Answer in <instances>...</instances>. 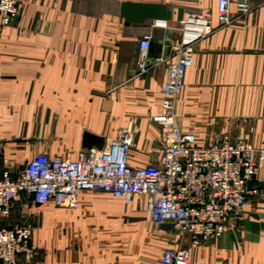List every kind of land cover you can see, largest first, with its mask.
Masks as SVG:
<instances>
[{
  "label": "crops",
  "instance_id": "obj_1",
  "mask_svg": "<svg viewBox=\"0 0 264 264\" xmlns=\"http://www.w3.org/2000/svg\"><path fill=\"white\" fill-rule=\"evenodd\" d=\"M249 2V15L196 46L194 65L187 71L177 115L182 131L194 135L198 145L240 130L255 148L264 150V0ZM19 4L14 23L0 27V143L6 167L15 176L42 152L75 160L87 152L86 132L105 138L107 146L124 128L134 132L130 165L159 164L163 143L153 118L162 111L168 64L138 74L140 41L149 34L157 36L150 58L170 57L171 42L179 39L181 21L189 13L218 23L217 0ZM156 19L167 20L171 28H153ZM263 182L264 163L259 187ZM97 195L110 196L86 191L77 210L49 207L51 251L46 263L80 264L77 253L59 251L60 241L74 239L65 236L64 227L87 223L96 212L123 214L126 203L138 207L134 200L113 196V206H108L92 200ZM143 202L146 207L145 198ZM17 203L24 208L31 204ZM241 221V231L230 226L222 237L193 247L190 264H264V189L250 201ZM0 225H13L12 219L0 217ZM42 231H35V242L40 243ZM83 264L108 262L99 255Z\"/></svg>",
  "mask_w": 264,
  "mask_h": 264
},
{
  "label": "built area",
  "instance_id": "obj_2",
  "mask_svg": "<svg viewBox=\"0 0 264 264\" xmlns=\"http://www.w3.org/2000/svg\"><path fill=\"white\" fill-rule=\"evenodd\" d=\"M252 10L249 0H217V24L202 14L189 13L181 21L179 39L171 42L170 57L150 58L152 40L157 36L149 34L140 41L138 74L168 64L162 111L153 118L163 143L159 164L130 165L135 144L134 132L128 128L103 151L82 153L75 160L42 152L15 176L6 167L0 143V217L10 218L19 201L36 206L55 201L62 208L75 209L86 191L127 202L143 197L157 226L170 224L188 240L186 245L165 250L158 264H190L193 247L222 237L230 226L235 228L250 201L260 194L258 176L264 150L255 148L241 131L198 145L194 135L182 131L177 103L195 61L197 44ZM19 12V0H0V27L12 25ZM152 27L171 28L162 19L154 20ZM33 233L28 223L0 225V264H38Z\"/></svg>",
  "mask_w": 264,
  "mask_h": 264
},
{
  "label": "rangeland",
  "instance_id": "obj_3",
  "mask_svg": "<svg viewBox=\"0 0 264 264\" xmlns=\"http://www.w3.org/2000/svg\"><path fill=\"white\" fill-rule=\"evenodd\" d=\"M213 22L215 21L213 20ZM210 36L203 40L208 39ZM181 94L182 91L180 96ZM239 131L236 130L233 133H225L223 135L235 136ZM92 200L100 203L105 201L106 205L113 206L111 205L113 203L111 196L97 195ZM108 200H111V202ZM134 202H137V209L133 204L126 203V212L123 214L105 216L96 212L93 215L91 214V219L87 223L75 225L74 229L72 227H64L62 231L65 236L70 234L74 239H71L69 243L60 241L59 251L66 252L69 250L72 253H77V260L80 264H83L89 257L97 259L99 255L106 257L108 264H158L165 250L187 244L188 240H184L179 232L173 229L164 231L153 222L150 213L145 207L143 198L136 197ZM22 205V203L15 205V214L10 217L12 224L28 223L33 227L32 241L38 249L37 262L38 264H50L49 261L46 263V257L50 255L51 251L49 207L58 205L55 201H51L43 207L27 204V207L24 208ZM77 209L78 207L73 210ZM241 223L242 221L235 227L236 231H241ZM40 228L43 229V234L42 239L39 241L40 243H37V241L35 242L34 234ZM99 237L105 238V240H99Z\"/></svg>",
  "mask_w": 264,
  "mask_h": 264
},
{
  "label": "water",
  "instance_id": "obj_4",
  "mask_svg": "<svg viewBox=\"0 0 264 264\" xmlns=\"http://www.w3.org/2000/svg\"><path fill=\"white\" fill-rule=\"evenodd\" d=\"M137 139H135V142ZM106 147V140L103 137L96 136L94 134H91L89 132H86L84 135V144L83 148L87 150L85 153H90L92 149H96L97 151H103ZM260 189H264V182L260 184ZM161 228L165 230H170L173 228L172 225H164Z\"/></svg>",
  "mask_w": 264,
  "mask_h": 264
}]
</instances>
